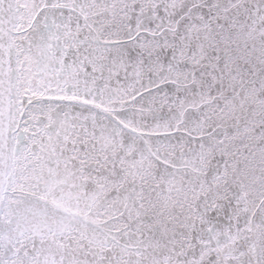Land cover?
Masks as SVG:
<instances>
[{
	"label": "snow or ice",
	"instance_id": "snow-or-ice-1",
	"mask_svg": "<svg viewBox=\"0 0 264 264\" xmlns=\"http://www.w3.org/2000/svg\"><path fill=\"white\" fill-rule=\"evenodd\" d=\"M0 264H264V0H0Z\"/></svg>",
	"mask_w": 264,
	"mask_h": 264
}]
</instances>
